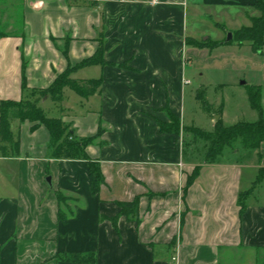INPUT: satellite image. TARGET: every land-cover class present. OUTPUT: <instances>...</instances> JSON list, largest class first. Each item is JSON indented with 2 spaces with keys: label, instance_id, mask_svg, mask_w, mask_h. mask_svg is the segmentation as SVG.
I'll use <instances>...</instances> for the list:
<instances>
[{
  "label": "crops",
  "instance_id": "obj_1",
  "mask_svg": "<svg viewBox=\"0 0 264 264\" xmlns=\"http://www.w3.org/2000/svg\"><path fill=\"white\" fill-rule=\"evenodd\" d=\"M254 1H25L24 35L0 38V102L26 97L24 83L27 92L46 90L68 68L74 80L101 79V92L92 98L65 91L64 109H42L70 124L76 139L102 130L87 154L101 165L105 182L94 195L86 161L51 159L49 131L15 122L20 154L0 155V264H72L57 256L90 253L96 264H221L224 249H264V204H247V198L240 213V195L254 185L244 184V173L255 163L193 162L182 131L159 129L169 122L167 110L187 127L186 41L197 40L190 16ZM99 50L105 65L79 67ZM260 151L262 158L264 145ZM195 168L198 177L187 187ZM57 191L80 200L74 217L59 221ZM137 198L140 223L122 217L116 229L110 219L120 213L117 203Z\"/></svg>",
  "mask_w": 264,
  "mask_h": 264
},
{
  "label": "trees",
  "instance_id": "obj_2",
  "mask_svg": "<svg viewBox=\"0 0 264 264\" xmlns=\"http://www.w3.org/2000/svg\"><path fill=\"white\" fill-rule=\"evenodd\" d=\"M92 1H85L91 4ZM245 7L253 8L258 12V17L251 18V25L242 27L233 32V41L229 44L238 43L240 46L250 44L252 50L261 54L264 49V1L255 0L253 4ZM10 25L4 27V31L0 32V38L19 37L20 34L14 31L9 32ZM208 41V40H207ZM200 42L195 39H187V45L194 48L214 49L224 42ZM100 64L105 65L103 60V51L99 50L97 54L85 61L79 67L87 65ZM74 69L68 68L64 73L57 76L52 85L42 91H30L38 94V100H31L24 97L22 100L1 101L0 102V155L2 158H16L20 154V144L18 138L14 135L13 124L15 122H29L33 125V129L37 127H45L51 136L50 157L53 160H82L89 165L91 178L92 193L98 195L101 187L104 185L105 179L102 173L101 165L90 160L87 154V148L97 140L102 130L94 138L76 139L72 133L70 124L65 123L61 118H51L40 107L39 102L42 100H50L53 104L60 105L64 101L65 91H70L83 100H88L101 92L102 80H74L72 73ZM23 92H27L26 84H23ZM263 92L261 87H252L249 100L251 108L259 114V119L253 123H238L230 127L222 125L221 121L216 122L215 131L212 133L205 132L195 127H182L177 116L169 110L166 112L170 118V122L159 123L161 133H179L187 131L186 137L203 143L206 150V165H215L225 161L228 151L232 154L238 153V146L244 150L260 149L264 145V109L262 104ZM205 108L210 112V107L205 103ZM199 168H195L193 174L188 177L187 187L191 186L197 179ZM264 177V170H260L257 181L251 190L241 193L240 195V213L243 214L246 209V200L252 195L254 190L260 185ZM56 197L59 204L58 219L59 221L68 220L75 215L74 207L80 202L79 199L68 195L65 192L57 191ZM120 213L117 217L110 219L113 226L118 228V221L125 217L131 222L140 223L139 210L140 199H135L129 203L118 202ZM104 220V218L102 219ZM242 248V247H240ZM228 250V249H224ZM223 251V250H222ZM221 251V252H222ZM220 252V257H221ZM58 260L72 264H96L97 255L90 254H59ZM229 263V262H228ZM227 263V264H228Z\"/></svg>",
  "mask_w": 264,
  "mask_h": 264
},
{
  "label": "rangeland",
  "instance_id": "obj_3",
  "mask_svg": "<svg viewBox=\"0 0 264 264\" xmlns=\"http://www.w3.org/2000/svg\"><path fill=\"white\" fill-rule=\"evenodd\" d=\"M25 1L0 0V32H3L4 27L9 24V32L14 31L15 28L16 32L24 33ZM203 10L202 14L197 13L193 17L190 16L189 23L191 29L195 30L193 36L199 43L205 41L206 38L207 42H219L220 40L225 42L227 32H235L242 27H248L251 25V18L258 17L256 10L243 5L230 7L215 5ZM188 51L191 52V57H189L191 74L188 76L191 85L186 88L183 98V124L212 133L215 131L218 120L225 127L258 121L259 114L251 108L249 94L252 87H261L264 109V49L260 55L252 50L250 44L240 46L235 42L220 45L214 49L189 47ZM243 81L246 85H241ZM26 95V98L33 101L39 98L38 94L30 91L26 92ZM205 103L210 107V112L206 110ZM39 105L41 108L45 106L49 109L56 104L50 100L46 103L42 100ZM64 105L65 99L57 106L64 109ZM52 112L54 110L48 111V116H53ZM166 115L168 116V113ZM168 119L170 122L169 116ZM237 150V154L228 151L225 159L241 160L244 164L255 163L254 170L249 168L245 170L244 184L251 181L255 183L260 170H264V168L260 170L257 168L261 161L264 163V155L262 158L259 156L260 149L244 150L238 146ZM184 151L185 156L191 157L193 162L205 163L206 150L200 141L185 138ZM0 187L5 188L3 183H0ZM250 187L251 185H248L245 188ZM0 195H2L1 189ZM248 198L247 204H264V177ZM220 261L221 264L228 262V264H264V249L242 247L223 250Z\"/></svg>",
  "mask_w": 264,
  "mask_h": 264
},
{
  "label": "water",
  "instance_id": "obj_4",
  "mask_svg": "<svg viewBox=\"0 0 264 264\" xmlns=\"http://www.w3.org/2000/svg\"><path fill=\"white\" fill-rule=\"evenodd\" d=\"M205 41H207V38L205 39ZM233 41V33L232 32H227V39L226 41L224 42V44H229L230 42ZM241 85H246L245 82H242ZM46 182L48 183L49 187L52 188V178L51 177H48L46 179Z\"/></svg>",
  "mask_w": 264,
  "mask_h": 264
}]
</instances>
